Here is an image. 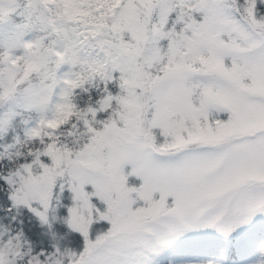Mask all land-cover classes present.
<instances>
[{"label": "snow or ice", "instance_id": "6c2138e0", "mask_svg": "<svg viewBox=\"0 0 264 264\" xmlns=\"http://www.w3.org/2000/svg\"><path fill=\"white\" fill-rule=\"evenodd\" d=\"M0 264H264V0H0Z\"/></svg>", "mask_w": 264, "mask_h": 264}]
</instances>
